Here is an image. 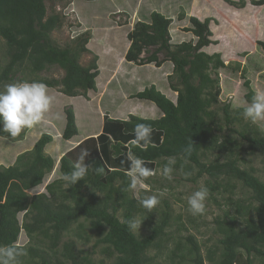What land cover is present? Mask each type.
Instances as JSON below:
<instances>
[{
	"label": "trees",
	"instance_id": "trees-1",
	"mask_svg": "<svg viewBox=\"0 0 264 264\" xmlns=\"http://www.w3.org/2000/svg\"><path fill=\"white\" fill-rule=\"evenodd\" d=\"M47 1L50 0H0V38L5 47L0 90L6 84L39 81L68 97L96 91L98 59L94 58L88 67L80 64L81 57L90 52L87 46L91 31L80 34L73 41L74 45L61 48L52 33L63 27L65 18L55 12L49 15ZM226 2L235 7L246 6L242 0L240 3ZM251 3L255 7L264 6V0H252ZM178 17L184 20L186 15L181 12ZM189 20L192 27L184 31L198 38L195 44L192 41L172 44L170 28L173 21L156 11L151 13V22H137L127 36L131 43L125 55L127 62L157 67L171 62L174 66L170 79L171 90L177 93L175 101L155 86L136 95L140 100L153 102L162 112L161 117L150 119L130 115L128 120L106 117L98 138L80 142L61 158L62 179L49 184L46 193L33 197L28 192L41 186L54 169V159L45 152L53 142L52 135L43 134L33 149L19 155L13 165L0 166V246L23 249L17 245L21 230L33 241L36 238L49 241L51 255L33 247L24 248L30 258L21 256L19 262L26 259V264H94L91 254L82 255L74 240L62 243L64 234L74 225L83 230L82 220L90 222L97 233L93 253L103 245L102 253L114 259L110 264H150L152 258L147 256L148 252L162 248L170 241L175 242L172 264H264V181L256 175L255 169L247 171L241 167L243 154L264 155V127L249 121L241 132L230 129L228 136L217 135L216 131L222 133L224 129L217 124L215 109L220 106L223 95L220 71L227 70L229 65L220 53L210 55L203 51L217 42L211 39L213 33L210 30V23L216 21L212 18L201 21L196 17ZM258 46L264 51V40L259 41ZM144 52L147 56L140 60ZM51 67L63 70L64 77L61 80L39 77ZM240 68L238 65L233 73L240 74L246 106L232 108L225 102L221 110L226 126L242 125L244 109L259 95L247 78V69ZM18 74L24 78L16 81ZM65 115L63 138L70 141L78 135L74 109L66 108ZM137 123L151 125L152 135L147 147L143 142L130 143ZM235 134L241 139L233 138ZM25 135L26 131L12 138L7 132H0V139L15 143L24 140ZM241 140L248 146L245 147ZM189 146L190 152L186 151ZM82 150L89 153L85 163L91 169L77 184L66 185L64 176L71 173ZM170 157L175 160L172 172L180 169L191 174L196 168V176L189 179L193 183L208 177L206 185L211 200L222 212L214 220V234L220 239L217 245L207 249L205 257L193 235L176 239L169 231L174 223H181L182 217L173 216L168 201H161L164 209L158 218L157 207L149 212L139 204L146 191L135 199L128 190L131 158L142 159L145 166L156 173L159 169L163 171ZM101 167L104 172L97 174L95 168ZM146 179H151L153 188L155 184L165 188L154 178ZM146 179L145 182L151 184ZM235 182L251 194L249 200L236 199ZM87 190L90 191L88 195L85 194ZM223 194L226 195L221 203L214 195ZM20 214L24 215L22 224L18 219ZM139 215L145 217V223L150 227V233L143 237L136 236L128 225ZM182 230L188 231L181 223L176 233Z\"/></svg>",
	"mask_w": 264,
	"mask_h": 264
},
{
	"label": "rangeland",
	"instance_id": "rangeland-1",
	"mask_svg": "<svg viewBox=\"0 0 264 264\" xmlns=\"http://www.w3.org/2000/svg\"><path fill=\"white\" fill-rule=\"evenodd\" d=\"M159 1L160 0L47 1L46 6L49 15L52 12H55L65 18L63 20V27L54 31L52 33V38L61 48H65L69 45H74L73 41L80 34L91 31V39L93 42L89 46L90 52L84 54L80 59V64L83 67H88L93 62L94 58H97L99 62V53L106 52V49L109 47L115 48L114 42L118 45L122 43V45L118 47V50L119 54L123 55L126 50L127 35L132 23L133 26H135L139 20L143 21L141 18L139 19V14L146 13L148 10L154 8ZM167 1H169L171 4L170 7H167L168 10L166 9L167 15L171 16L170 19L173 21V24L175 23L176 25V28L174 25L172 27L173 33H176L175 30L178 28V33L174 34V37L171 36L172 43L174 44L181 41L183 43L192 40V35L190 34L189 36H184L186 37L184 38L186 41L176 40L178 36L187 33L184 31L185 28H180L183 25L178 26V21H181L179 20L178 16L181 12H184L185 15H188L186 16L187 20L185 21V24L187 23L189 27H191V23L189 21L190 17H196L201 21L212 18L216 21L210 23V30L213 33V37L211 39L217 42L215 45L207 47L204 51L210 54L221 53L222 60L226 63V65H229L227 70H224L223 72L220 71V81L222 84L221 89L223 95L220 97V106L215 107V109L218 113L217 124L222 126L224 129L222 133L218 131H216V133L219 136L225 137L230 134V129H235L239 132L243 131L245 128L244 126L249 123V121L244 119L242 125L226 126L224 123V114L221 109L224 107L225 102L231 104L232 108L246 106V101L243 98V95H245V89L242 88L240 74L233 73L234 69L238 65H240V69H247V78L250 79L252 88L256 90L259 95L262 93L264 94V51L258 46V42L264 40V6L255 7L251 3L252 0H242L246 3L244 8L240 6H232L226 2V0H164L161 2V5L165 6ZM232 1L240 3L241 0ZM131 16H134V19H131L132 23H129V18H131ZM168 16L167 18H169ZM150 21L151 20H148V22ZM4 50V41L0 38V70L5 64ZM118 60L119 59H117V61ZM100 65L103 68V73L101 76V81H99L102 82L106 76V68L109 65V61L107 59L101 58ZM114 65L115 61L111 57V66ZM164 66L165 64H163L161 67H157L155 64L144 67L137 66L130 74L132 75L133 79L136 78V75L138 76L139 81L145 82L141 84L143 88H149L150 86L155 85V87L160 90V92H163L168 98L172 99V101H175L176 94L171 90L170 79L174 69L172 66L169 67V65H166L165 68H163ZM64 75V71L59 67H51L47 71L40 74L39 77L47 80H61ZM22 78H24L23 75L18 74L16 81ZM136 92L137 89L132 91V94L134 95L131 96V99L135 102H140L136 97L137 94L135 95ZM49 95L53 97V102L49 112L45 115V118L41 122L34 125L30 129H25L22 132L24 133L26 131L24 141L21 140L14 143L7 139H0V166L8 167L14 164L16 158L19 155L31 151L35 143L40 140L43 134H49L56 138H53V142L45 149L47 155L54 159V169L49 175L45 177L41 186L28 192L30 197L46 193V187L49 184L56 180L62 179V174L59 169L62 156L74 148L77 145V142L82 141L84 138L89 136V134L98 132L101 129L100 123L103 119V113L98 112V107H96V105H94V107L86 106L87 97H78L76 99H74V97H70L72 101H74V103L72 102L74 109L77 110L76 116L78 118V135L74 137V144H72L70 141L68 143L58 135L59 133L57 130L55 132L53 129V127L57 126L60 131L63 130L62 128L66 123H61V119L63 121L62 116L65 115V109H63V106L64 101H67L68 99H64L62 96H60L57 89L49 90ZM146 101L147 100H142L144 105H147L148 103L149 106L153 105V107H155L153 102ZM107 105L108 98L104 102V107H107ZM115 105L117 107L122 106L123 110L129 109L132 111V108L128 105L123 106L120 103H116ZM91 107L95 108L94 113H91L86 109ZM143 110L146 111L147 116L141 115L142 117L150 119L159 118V114L153 115V112L149 111V108L141 106L140 111L143 112ZM136 113L137 112L133 111L132 115H140V113ZM257 123L264 127V121H257ZM50 124L52 126H50ZM232 137L241 139L237 134L233 135ZM241 142L243 141L241 140ZM243 145L247 147L248 143L243 142ZM242 157L244 159V162L241 163L242 169L247 171L251 168L255 169L256 175L262 181H264V155L260 153L243 154ZM211 158L212 157L210 156L209 160H211ZM197 171L198 170L194 168L193 173L187 174L186 172L179 169L171 173L172 179L169 180L164 178L165 176L163 175V171L159 169L156 173L154 172L150 178H154L158 180V182L162 183L163 187H165L164 189L161 188L159 184L153 185V188V182L150 181L151 179H146L151 182V184L146 183L144 180L143 186L138 187V189L134 192H131V194L135 199H139L142 196L143 191H146V194H144L145 197L156 195L159 200V204L156 208V216L158 218L160 216V211L164 209V205L161 201H168L172 207L173 216L177 219L182 217L181 223L186 227V229H188V231L182 230L181 233H176V229L181 224L177 222V224L174 223L172 225L169 231H172L176 239L178 237H182L184 239L189 235H193L200 244L202 248L201 252L205 257L207 249L217 245L218 240L220 239L219 235L214 234V220L218 216L222 215V212L211 200L210 193L205 201V212L203 215L194 216L189 211L187 197L193 192L199 190L201 186L207 187L206 182L209 180L207 176H204V178L198 180L197 183L191 182L189 179L196 176ZM235 184L236 199L249 200L251 194L246 191L239 182H235ZM89 193V190L85 191L86 195ZM225 195L226 194L214 196L222 203L223 196ZM23 216V214L18 216L21 224L23 221ZM137 217L140 219L142 225L140 228L135 229L134 233L138 237L148 235L150 233V227H148L145 223V217H142L141 215ZM80 224L83 225V230L79 229L78 225H74L68 233L64 234L62 243L74 240L77 243V250L83 252L82 255L91 254L94 264H99L101 261H104L105 264L112 263L114 259L107 258V256L102 253L104 248L103 245L97 247L93 253V246L96 244L98 236L96 231L92 229L90 222L81 220ZM78 235H81L82 237L80 238ZM86 238H88L89 241H86ZM48 244L49 241L42 238H36L35 241L31 240L28 238L24 230H21L17 242V245L23 249L33 247L39 251H45L48 254L50 253L51 255V252L48 250ZM164 245L165 246L162 248L152 249L148 252L147 256L152 258L150 264H172L171 252L175 249V242H165ZM24 257H26L28 260L30 258L28 253ZM26 262V259H23L19 262V264H26Z\"/></svg>",
	"mask_w": 264,
	"mask_h": 264
},
{
	"label": "clouds",
	"instance_id": "clouds-1",
	"mask_svg": "<svg viewBox=\"0 0 264 264\" xmlns=\"http://www.w3.org/2000/svg\"><path fill=\"white\" fill-rule=\"evenodd\" d=\"M193 37L195 36L193 35ZM197 40L198 38L195 37L194 39L192 38L191 41L195 44ZM146 56L147 54L144 52L139 59L142 60ZM159 57L163 58L162 56ZM130 64L136 65L134 63H130ZM96 88H97V79H96ZM175 94L177 95V93ZM52 102H53V97L49 95V88L43 82H39V81L18 82V83L5 85L3 90H0V132H7L12 138L19 137L25 129L32 128L34 125L38 124L45 118V115L50 110ZM243 117L245 120L251 121L252 123H256L257 121H264V94L254 97L250 105L244 109ZM133 132H134V139H132L130 143L135 145V144H141V142H143V146L147 147V144L150 141L152 135L151 125L144 123H137L133 129ZM61 137L62 139H64L63 133ZM186 151L190 152L191 146H189V148L186 149ZM88 155L89 153L87 150L81 151L78 161L73 166V170L71 171V173H67L64 176L66 185L77 184L86 177V175L89 172V169H91V167H89L85 163L86 157ZM174 163H175L174 158L171 157L168 158V163L163 168V175L165 176L166 179L169 180L172 179L171 173L173 171L172 166L174 165ZM95 172L97 174H102L104 172V168L103 167L95 168ZM128 174L130 177L128 190L134 192L138 189V187H142L143 181L146 178L152 176L154 173L152 169L145 166V162L142 159L131 158L129 161ZM208 195H209V191L207 187L201 186L199 190L193 192L190 196L187 197L188 209L192 215L195 216V215L204 214L205 201ZM139 204L144 209H147L150 212L157 207V205L159 204V200L156 195H152V196H147L142 200H140ZM128 225L130 229L135 230L137 228H140L142 223L140 219L137 217L130 220L128 222ZM24 255H27V253L23 249L17 248L12 245L6 247L0 246V264H19L18 258Z\"/></svg>",
	"mask_w": 264,
	"mask_h": 264
},
{
	"label": "crops",
	"instance_id": "crops-1",
	"mask_svg": "<svg viewBox=\"0 0 264 264\" xmlns=\"http://www.w3.org/2000/svg\"><path fill=\"white\" fill-rule=\"evenodd\" d=\"M162 1H164V0H160L159 2H157L156 5H158V6L155 5L154 8L148 10L146 13H140L139 14V19L141 18L143 20L142 22L149 23L148 20H151V13L154 12V11L159 12V13H161L163 15H166L165 17H167L168 15H167L166 9H167V7H170L171 4H170L169 1H167L166 5H165L166 7H165V6L161 5ZM186 16H188V15H186ZM168 17L171 18V16H168ZM186 18L183 21H178V23H179L178 26L183 25L180 28H189L187 23L185 24V21L187 20ZM129 19H130L129 23H132L131 19L133 20L134 16H131V18H129ZM173 25L176 28L175 23L172 24L171 29H170L172 37H174V34L178 33L177 32L178 28L175 30L176 33H173V31H172ZM133 27L134 26H133V23H132V26L130 27L129 32H130V30L133 29ZM189 34L192 35V33H190V32L189 33H184L181 36H178L179 39L176 37L177 38L176 40H185L184 38H186V37H184V36H186V35L189 36ZM192 38L194 39L195 37H193V35H192ZM91 40H90V42L88 44V49H89L90 44L93 42V40L92 41ZM179 43H182V41L178 42L176 44H179ZM114 45H115V48L114 47H109L108 49H106V52L99 53L100 57H99L98 66H99L100 74H99V76L97 78V90L96 91H89L85 95V97H87V105L86 106H93L94 107V105H96V107H98L97 108L98 112L99 113L100 112L103 113V116H102L103 119L101 120L102 122L100 123L101 129L98 132H96V133L89 134V136H87L86 138H84L80 142H83V141H85V140H87L89 138H98L101 135V133H102L103 125H104V121H105L106 117H109L110 119L128 120L129 115H132L133 111L137 112V113H140V115L138 117H142L141 115L147 116L145 110H143V112L140 111V107L141 106L145 107V108H149V111H152L153 115H158L159 114V117L162 116V112L157 108V106L155 104H154L155 107H153V105L149 106L148 103H147V105H144V103L140 99L138 100L140 102H137V101L135 102V101H133L131 99V96L134 95V94H132V91L137 89V92L135 93V95H136V94H138V93H140V92H142L143 90L146 89V88H143L142 85H141V84H143L145 82L139 81L138 76H136V75H135L136 78L133 79V77H132V75L130 73L132 71H134L137 66L133 65V64H130V63H127L125 61V54H126L128 48L130 47L129 40L128 39L126 40V50H125L123 55H120L119 54V50H118V47L120 45H122V43H120L118 45L117 43L114 42ZM111 57L115 61V65L114 66H111ZM101 58L102 59H107L109 61V65L106 68V76H105V78H104V80L102 82H100L101 81V76H102V73H103V68L100 65L101 64ZM117 59H119V60L117 61ZM166 65H169V67H171V66L173 67V64L171 62L165 63V66ZM165 66L163 68H165ZM99 84H100V86H99ZM49 90H52V89H49ZM59 94L64 99H68L67 101H64L63 109H66L68 107H72L74 109V106L72 105V102L74 103V101H72V99L70 97H68V96H65V95H63L61 93H59ZM78 97L79 98H81V97L84 98V96H78ZM78 97H74V99H76ZM107 98H108V105H107V107H104V102L106 101ZM116 103H120L123 106L128 105V106H130L132 108V111H130L129 109L123 110L122 106L121 107H117L115 105ZM111 105H113V106H111ZM93 107L86 108V109L88 111H90L91 113H94V109L95 108H93ZM106 111H108V112H106ZM74 113H75V116H76L77 115V110L76 109H74ZM102 113H101V115H102ZM62 117H63V121L61 119V123L62 122L65 123L66 122L65 115H63ZM76 118H77V116H76ZM77 121H78V118L76 119V125H77ZM50 126H52V125L50 124ZM65 126H66V123L63 126V128H62L63 130L62 131H60L57 126L53 127V129L55 130V132L57 130V132L59 133L58 135L61 136L63 131H64V129H65ZM74 140H75V138L72 139L70 142H72V144H74L75 143V142H73ZM67 142L69 143V141H67ZM80 142H77V145L75 147H77Z\"/></svg>",
	"mask_w": 264,
	"mask_h": 264
}]
</instances>
